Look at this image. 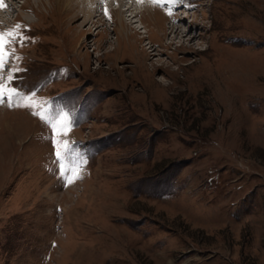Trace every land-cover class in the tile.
Listing matches in <instances>:
<instances>
[{
	"label": "rangeland",
	"instance_id": "obj_1",
	"mask_svg": "<svg viewBox=\"0 0 264 264\" xmlns=\"http://www.w3.org/2000/svg\"><path fill=\"white\" fill-rule=\"evenodd\" d=\"M37 1L0 19V264H264V0H181L194 43L155 28L141 75L119 3L77 34Z\"/></svg>",
	"mask_w": 264,
	"mask_h": 264
},
{
	"label": "bare ground",
	"instance_id": "obj_2",
	"mask_svg": "<svg viewBox=\"0 0 264 264\" xmlns=\"http://www.w3.org/2000/svg\"><path fill=\"white\" fill-rule=\"evenodd\" d=\"M29 1H30V3L31 2H34V3L37 2L38 3L37 0H29ZM97 1L98 0H61L59 2V4H61L62 2H65L67 4V5H65V7L67 8V9H65L66 10L65 14L69 15V21L71 22V24L69 25V29L70 28H73V29L76 28V30H77V26L73 25L72 21L79 20V17H81L82 20H81L79 26L82 28L77 30L78 31L77 34L84 33L86 31H88L91 28L92 24L95 22V17L97 16V14H96V10H97L96 9V6H97L96 2ZM101 1L105 2L106 6L108 5L107 3H114V2L119 3V5L116 8L111 7V11L113 13V20L112 21L114 23H116L114 28H113L115 30V33H116V35H115L116 41H115L114 47L113 48L111 47L112 49H110L109 51L110 52H112V51L118 52V53L120 51H122L120 58L123 60L126 59L127 57H130V59H132V61L135 63V66L137 68L136 69L137 73H140V75L145 74L147 69L145 68L146 55L144 54L141 56V54H140L141 50L138 48L139 40L143 41L142 46H145V48L148 49V51H150V54L152 53L153 55H157V53L155 52V51H157L156 50L157 48L152 49V47H153V46H151L152 40H150V37L152 35V31L154 32L155 28L159 32L162 33V36L167 37L169 39V43L167 42L168 45L179 44L176 47L181 48L185 45H191L194 43V35L192 36L191 34H189L190 32L189 33L186 32L187 30L184 27V24H186V18L188 16L182 15V12L185 9V7H187V6L183 5L184 7L183 6H181V8L177 7L176 10H173L175 5H177L181 0H155V1L159 2L160 5L165 4L168 6V4H169V6L166 8V10H169L170 12L173 10V12H174L172 14L173 20L179 17L178 22L170 20L172 22L167 21L164 23L159 22V17L157 15L159 13L162 15V21L169 19V17H167V15L166 16L163 15L162 10L160 9L161 8L160 5H159V8L153 7L154 5H153L152 0H139V2H138V0H127V2L125 0H101ZM3 4L5 6L3 8H0V19L5 20V18L2 16L3 9L5 7L8 9L9 8L12 9V4H10L9 0H3ZM135 5L137 7H134ZM138 7H140L141 9H138ZM106 9L109 10L110 8L107 7ZM146 13L147 14L150 13L155 17L153 19V21L149 23V25L152 24L151 28H148V25L146 26L144 24V22L141 21V20H143V16L146 15ZM116 15H117V18L115 19ZM180 16H181V18H180ZM136 17H140V23H141L140 26L136 24V22H137V20L135 19ZM25 19L28 20V17H26ZM147 21H148V19H147ZM192 25H191V27H192ZM190 30H191V28H190ZM9 127H10V125H7L6 129Z\"/></svg>",
	"mask_w": 264,
	"mask_h": 264
},
{
	"label": "snow or ice",
	"instance_id": "obj_3",
	"mask_svg": "<svg viewBox=\"0 0 264 264\" xmlns=\"http://www.w3.org/2000/svg\"><path fill=\"white\" fill-rule=\"evenodd\" d=\"M138 2H139V0H138ZM154 2H155V0H154ZM4 6L5 5L3 4V0H0V8H3ZM169 15H171V13H169ZM19 27H20V25H18V24L15 26V28H19ZM13 34H14V29H10L7 32H0V50H2V48H3V43L5 42V37L13 36ZM0 87H2V86H0ZM12 94H16L15 89L12 90ZM4 95H7V93L6 92L0 93V101L3 100ZM12 106L13 105L11 104V102H9L8 107L11 108ZM53 130L54 131L56 130L55 123L53 124ZM64 134H67V130H65ZM65 147H67V145H65ZM57 155H60V153H57ZM80 178L81 177L79 176V174L74 170L73 176L69 177L66 182L68 184H72L74 182V179H80Z\"/></svg>",
	"mask_w": 264,
	"mask_h": 264
}]
</instances>
